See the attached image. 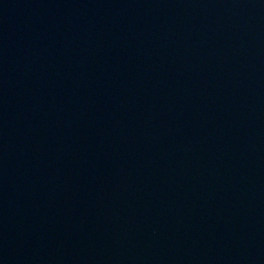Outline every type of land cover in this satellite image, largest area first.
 Wrapping results in <instances>:
<instances>
[{"label": "water", "instance_id": "water-1", "mask_svg": "<svg viewBox=\"0 0 264 264\" xmlns=\"http://www.w3.org/2000/svg\"><path fill=\"white\" fill-rule=\"evenodd\" d=\"M0 264H264V0H0Z\"/></svg>", "mask_w": 264, "mask_h": 264}]
</instances>
